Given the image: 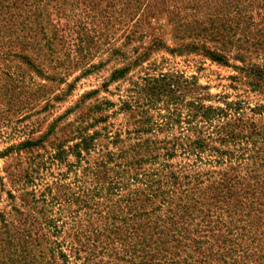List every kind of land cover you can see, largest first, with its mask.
Listing matches in <instances>:
<instances>
[{
	"label": "rangeland",
	"instance_id": "374dc122",
	"mask_svg": "<svg viewBox=\"0 0 264 264\" xmlns=\"http://www.w3.org/2000/svg\"><path fill=\"white\" fill-rule=\"evenodd\" d=\"M158 72L205 86L226 116L148 104ZM6 231L33 256L61 244L59 264H264V0H0Z\"/></svg>",
	"mask_w": 264,
	"mask_h": 264
},
{
	"label": "trees",
	"instance_id": "16d2710c",
	"mask_svg": "<svg viewBox=\"0 0 264 264\" xmlns=\"http://www.w3.org/2000/svg\"><path fill=\"white\" fill-rule=\"evenodd\" d=\"M222 9L223 7L220 8V10ZM212 24L213 22H211L210 26L206 25L203 27L202 30L208 31L205 33V36H203L204 39H207L208 35L213 33L215 34V32H217L213 30ZM218 36L222 35L218 34ZM202 44V49L206 52V56H208L209 59L225 65L228 63L224 55H221L205 47V43ZM129 69V66H122L114 69L111 72L108 81L114 82L124 78L129 72ZM144 80L145 82L143 83V85H141L142 87L140 88L142 89L144 97L148 101V104L152 103L153 101L160 102L161 104H163V108L167 110L170 114H175L176 112H183V110H185L187 116L195 119L198 118L195 122H198V120H202L210 124L213 120L220 121V118L226 116L225 111L220 106L215 107L204 104L203 100L206 96L202 94L200 90L205 89L206 87L201 84H198L196 81H189L184 76L177 75L171 72H158L155 75L147 76ZM189 83L193 85L192 90L187 89ZM185 92L190 93L188 96L189 100L187 101L183 100V97L185 95H188ZM124 103L126 104L127 101H124ZM196 131H198L199 134L194 140H192L190 145L195 146V148L202 149L204 142L203 138L212 139L210 137L211 134L208 133L207 135H204L203 131ZM212 132H217L219 135H223L221 137L223 141L235 136L233 124L230 123H227L226 125L216 126ZM92 138V136L83 138V140H81L79 143H76V145L80 146L81 144H83L84 147L87 149L89 147L88 141ZM38 140H26L19 144L18 147L31 148L38 144ZM199 152L201 151L199 150ZM5 233L7 234L6 238H0V264H59L55 260L56 255L59 259L61 257L63 261L67 260L64 252L61 250V244H58L59 247L51 246L49 244V241L46 240L47 244H37L38 254L33 256V254H31L29 250L24 248V246L20 245L21 239L26 242V234H22L21 236H19L18 232L15 231L11 233L6 231ZM151 264H160V262L156 261V259H153L151 261ZM164 264L178 263L168 261V263Z\"/></svg>",
	"mask_w": 264,
	"mask_h": 264
}]
</instances>
